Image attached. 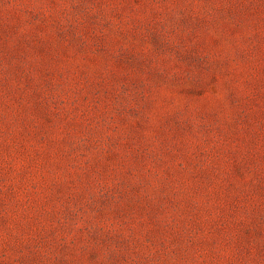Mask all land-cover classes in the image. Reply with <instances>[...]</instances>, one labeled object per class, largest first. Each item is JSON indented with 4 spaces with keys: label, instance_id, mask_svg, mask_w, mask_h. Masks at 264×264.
<instances>
[{
    "label": "rangeland",
    "instance_id": "1",
    "mask_svg": "<svg viewBox=\"0 0 264 264\" xmlns=\"http://www.w3.org/2000/svg\"><path fill=\"white\" fill-rule=\"evenodd\" d=\"M0 264H264V0H0Z\"/></svg>",
    "mask_w": 264,
    "mask_h": 264
}]
</instances>
